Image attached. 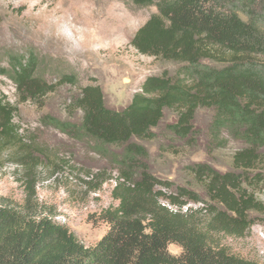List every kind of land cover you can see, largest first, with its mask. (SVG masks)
<instances>
[{"label": "trees", "instance_id": "obj_1", "mask_svg": "<svg viewBox=\"0 0 264 264\" xmlns=\"http://www.w3.org/2000/svg\"><path fill=\"white\" fill-rule=\"evenodd\" d=\"M128 2L156 8L130 44L178 68L148 76L123 109L110 108L101 86L89 84L70 105L80 112L79 123L50 115L41 121L88 140L116 165L111 195L117 204L98 213L107 230L94 245H85L38 206L29 145L16 120L18 105L41 103L78 79L71 73L48 82L33 52L10 53L7 68L0 65L17 97L13 104L0 95V157L27 168L19 180L23 203L0 199V264H262L231 252L220 236L243 237L264 216L257 196L264 189V0ZM201 110L212 112L209 150L223 147L228 137L242 143L232 157L233 171L222 173L209 163L184 168L206 198L159 177L146 146L167 112L176 118L167 131L195 146ZM171 244L181 252L172 253Z\"/></svg>", "mask_w": 264, "mask_h": 264}, {"label": "rangeland", "instance_id": "obj_2", "mask_svg": "<svg viewBox=\"0 0 264 264\" xmlns=\"http://www.w3.org/2000/svg\"><path fill=\"white\" fill-rule=\"evenodd\" d=\"M154 12L155 7L137 9L128 0H0V65L7 68L10 53L33 52L48 82H58L62 75L71 73L78 79L75 86L57 87L41 103L18 105L16 120L29 145L26 153L33 162L38 206L87 246L97 243L107 230V225L98 221V213L117 204L111 195L116 165L108 155L95 152L88 140L64 134L41 121L50 115L79 123L80 112L70 105L81 86L98 84L107 105L120 110L141 91L148 76L174 72L178 65L140 54L130 44ZM0 95L17 104L14 83L2 75ZM211 119L210 110L198 113L196 128L200 134L196 145L189 146L167 131L166 125L176 120L167 112L155 139L146 143L159 177L189 185L204 198L205 192L190 174H184V168L209 163L222 173L233 171V154L242 146L228 137L223 147L209 150ZM26 170L10 156L0 157V199L23 203L19 180ZM257 196L264 201V189L258 190ZM191 207L198 210L201 204ZM260 218L243 237L222 235L220 239L231 252L264 264V216ZM169 250L181 252L176 244Z\"/></svg>", "mask_w": 264, "mask_h": 264}]
</instances>
